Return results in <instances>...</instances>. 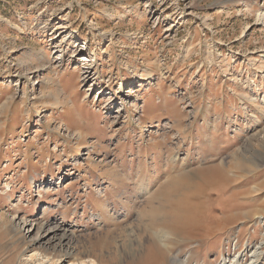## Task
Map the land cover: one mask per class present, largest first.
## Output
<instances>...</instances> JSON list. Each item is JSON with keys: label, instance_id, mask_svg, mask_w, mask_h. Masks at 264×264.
<instances>
[{"label": "rangeland", "instance_id": "obj_1", "mask_svg": "<svg viewBox=\"0 0 264 264\" xmlns=\"http://www.w3.org/2000/svg\"><path fill=\"white\" fill-rule=\"evenodd\" d=\"M263 130L264 0H0V264H264ZM170 148L225 169L163 247Z\"/></svg>", "mask_w": 264, "mask_h": 264}, {"label": "bare ground", "instance_id": "obj_2", "mask_svg": "<svg viewBox=\"0 0 264 264\" xmlns=\"http://www.w3.org/2000/svg\"><path fill=\"white\" fill-rule=\"evenodd\" d=\"M147 75H150V74H147ZM52 83H53L52 80H48L46 84L50 85ZM55 87H57V85H55ZM55 90H57V89L55 88ZM51 95L53 97L52 93H51ZM56 104H58V101H57V99L54 98V105H56ZM259 134L264 135V130L260 131ZM80 135H82V134H80ZM252 138L253 137H251V139ZM254 138H256V137H254ZM249 141H251L250 138H249ZM257 143L259 144V146L261 148H263L264 147V138L263 139L259 138ZM250 144H251V142L247 141V143L245 144L246 147L245 146L244 147L250 148ZM158 148H160V147H158ZM160 150H162V148H160ZM172 151H173V149L170 148V153L166 154V157L168 158V164L166 166V169L164 168L165 169L164 172H166V174L170 173V172H176L178 174H176V177L167 180V181H169V183H165L166 181L163 182L162 185L156 190V192L153 193L155 197H152L150 199V200L155 199L161 193V192H159V190H162V192H164L162 194V197H164V200H163V202L158 203V207H157V209H163L164 212H162V214L161 213H153L152 214V220L150 221L151 222L150 225H153L154 227H157L159 229V230L154 231V236L157 239V241L162 244L163 247L170 245V240H171L170 238H172V236H174V238H175V235L177 236L176 232H174L175 229L173 227V225L175 223L182 221V223L184 225L190 224V223L195 224V213H196L195 211H197L198 209H202V205L199 202L198 198H201L203 194L208 193V191L204 192L205 190H210L211 188L214 189L216 187V184H218L219 179H220L219 177L220 176L224 177L223 169H225L224 165L221 164L222 168L220 165H217V167H213V168L211 167V168H208V170L196 169L195 171H190V172L186 171L185 172L186 165L185 164H179L178 160L176 159L177 156L174 154V151L173 152ZM253 151H255V150L253 149ZM244 152H245L244 150H243V152H242V150H240L238 152V154L234 155V159L237 158V156H242V154ZM160 157H161V155H160ZM163 174L165 175V173H163ZM141 177H142V175H141ZM198 177H200V181L198 183L196 191L190 192L189 191L190 187H187V186H185L186 184L183 185V183H182V181L187 182L191 179L197 180ZM223 177H221L222 180H224ZM182 178H184V179L180 180ZM140 185L143 186L142 184H140ZM146 190L149 191L148 188ZM164 203L167 206H164ZM256 214L258 215V217L261 216L260 213H256ZM149 218H151V217H149ZM263 243H264V241H263ZM66 245H68V244H66ZM260 253H262V252H260ZM260 253L256 250H253L252 252H250V258L251 259L253 258V260L250 259L251 261L249 264H258V261L260 260V255H259ZM148 255H150V254H148ZM187 262H188V254L182 260H181V258L180 259L179 258H173L172 259V264H187ZM240 262H241L240 261V254H238V255L236 254L232 258H226L223 256L221 258V261L219 264H243Z\"/></svg>", "mask_w": 264, "mask_h": 264}]
</instances>
